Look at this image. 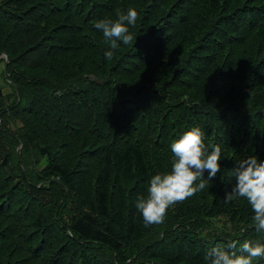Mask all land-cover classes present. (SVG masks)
Masks as SVG:
<instances>
[{"label":"trees","instance_id":"16d2710c","mask_svg":"<svg viewBox=\"0 0 264 264\" xmlns=\"http://www.w3.org/2000/svg\"><path fill=\"white\" fill-rule=\"evenodd\" d=\"M129 7L134 40L107 60L94 25ZM0 63V264H207L264 242L225 202L238 160L264 161V0H0ZM196 125L221 171L146 227L137 200Z\"/></svg>","mask_w":264,"mask_h":264},{"label":"clouds","instance_id":"9594fccd","mask_svg":"<svg viewBox=\"0 0 264 264\" xmlns=\"http://www.w3.org/2000/svg\"><path fill=\"white\" fill-rule=\"evenodd\" d=\"M138 15L135 8L129 7L126 13L118 12L116 19L103 18L95 23L94 27L102 31L105 43L110 46L104 53L107 60H112L120 42L132 44L134 36L130 27L136 26ZM204 136L203 129L196 125L172 141L170 170L153 175L147 196L137 200L136 206L146 227L163 223L169 207L208 188V181L221 171V146L206 145ZM232 175L235 184L226 194L225 202L246 200L254 212L252 223L256 232H264V161L254 155L243 157L233 168ZM206 259L207 264H257L264 259V242L245 240L238 245L232 241L226 247H213Z\"/></svg>","mask_w":264,"mask_h":264},{"label":"rangeland","instance_id":"374dc122","mask_svg":"<svg viewBox=\"0 0 264 264\" xmlns=\"http://www.w3.org/2000/svg\"><path fill=\"white\" fill-rule=\"evenodd\" d=\"M1 63H0V71H1ZM9 90V87H8V85H7V83H5V82H3L2 81V78H1V76H0V94H4V93H6L7 91ZM18 149H19V147H18Z\"/></svg>","mask_w":264,"mask_h":264},{"label":"water","instance_id":"95a60500","mask_svg":"<svg viewBox=\"0 0 264 264\" xmlns=\"http://www.w3.org/2000/svg\"><path fill=\"white\" fill-rule=\"evenodd\" d=\"M4 56V55H3ZM5 58V57H4Z\"/></svg>","mask_w":264,"mask_h":264}]
</instances>
